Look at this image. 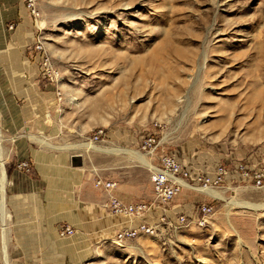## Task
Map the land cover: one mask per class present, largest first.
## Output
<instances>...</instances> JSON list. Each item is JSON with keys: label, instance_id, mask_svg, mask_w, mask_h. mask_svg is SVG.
Here are the masks:
<instances>
[{"label": "rangeland", "instance_id": "rangeland-1", "mask_svg": "<svg viewBox=\"0 0 264 264\" xmlns=\"http://www.w3.org/2000/svg\"><path fill=\"white\" fill-rule=\"evenodd\" d=\"M20 1L29 27L8 22L0 63L9 94L39 97L41 148L67 150V127H82L73 148L119 153L126 168L167 153L193 176L228 170L211 188L221 199L196 188L166 205L187 224L160 238L113 244L129 220L105 210L81 264H264V184L243 176L264 173V0H36L37 27ZM200 205L212 208L202 225Z\"/></svg>", "mask_w": 264, "mask_h": 264}, {"label": "crops", "instance_id": "crops-1", "mask_svg": "<svg viewBox=\"0 0 264 264\" xmlns=\"http://www.w3.org/2000/svg\"><path fill=\"white\" fill-rule=\"evenodd\" d=\"M18 17L22 18L18 29L28 28L21 1L0 0V58L6 59L8 52L7 24ZM7 87V62L1 61L0 143L6 221L0 226V264H81L88 254V240L104 228L102 206L108 196L94 188V179L115 182L113 194L125 203L149 202L150 171L141 165L126 168L119 153L73 148L87 143L82 127H67V150L41 148L31 138L41 132L36 112L39 97L32 96L30 105H25ZM43 131L50 135L48 129ZM21 162L28 163V171L17 168ZM166 211L167 216L172 213ZM160 214L154 209L133 224L125 222V227L150 222ZM66 225L77 233L60 238L58 230Z\"/></svg>", "mask_w": 264, "mask_h": 264}, {"label": "built area", "instance_id": "built-area-1", "mask_svg": "<svg viewBox=\"0 0 264 264\" xmlns=\"http://www.w3.org/2000/svg\"><path fill=\"white\" fill-rule=\"evenodd\" d=\"M27 9L30 16L33 18L34 25L37 27L39 12L36 7V0H26ZM35 49L42 51L40 42H36ZM49 78L54 76L53 71L48 73ZM60 100V94L56 93ZM103 137L102 131H97L93 134L89 141L91 143H98ZM154 138H147L143 149L148 150L147 154L154 156L157 150ZM156 166L150 171V183L152 189V199L149 202L140 201L137 203H125L113 194L116 183L107 181L96 177L93 185L95 189L101 190L107 194V201L103 204V209L109 214L116 217H123L129 220L131 224L133 221L141 220L148 213L154 209L161 211V214L151 222H139L137 225H130L120 229L112 239L113 244H120L127 240H132L138 236L144 235L149 237H162L166 232L174 231L180 226L187 224V217L179 215L174 221L167 216V209L165 208L182 190H195L196 188H214L221 185L228 175V170L224 166H218L212 175H192L190 171L182 166L180 162L172 155L161 153L155 155ZM17 168L23 171H28V163L21 162ZM244 170L242 166L237 168ZM246 179H251L256 186H262L264 183V173L258 172L254 176L247 172L243 174ZM212 211L209 205H200L196 209V215L200 225L205 223L204 218L209 216ZM75 230L70 226H63L58 230L60 238H67L74 235Z\"/></svg>", "mask_w": 264, "mask_h": 264}, {"label": "bare ground", "instance_id": "bare-ground-1", "mask_svg": "<svg viewBox=\"0 0 264 264\" xmlns=\"http://www.w3.org/2000/svg\"><path fill=\"white\" fill-rule=\"evenodd\" d=\"M41 142V141H40ZM43 143V142H42ZM4 153L2 154V150L0 148V226H5L6 221V212H5V186H6V178H5V167H4V158L2 157ZM142 165L147 167L149 170H153L154 166H152L149 162L145 160V158L141 159ZM197 190L199 192L211 195L215 198L221 199L222 196L219 194V192L211 189V188H203ZM261 208V207H260ZM255 209H258L255 207ZM6 251V250H5Z\"/></svg>", "mask_w": 264, "mask_h": 264}, {"label": "water", "instance_id": "water-1", "mask_svg": "<svg viewBox=\"0 0 264 264\" xmlns=\"http://www.w3.org/2000/svg\"><path fill=\"white\" fill-rule=\"evenodd\" d=\"M76 159H78V160H81V158H80V157H77Z\"/></svg>", "mask_w": 264, "mask_h": 264}]
</instances>
